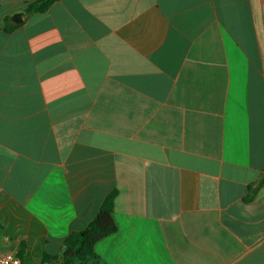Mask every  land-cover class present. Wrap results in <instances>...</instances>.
<instances>
[{
  "label": "crops",
  "instance_id": "0c3cea01",
  "mask_svg": "<svg viewBox=\"0 0 264 264\" xmlns=\"http://www.w3.org/2000/svg\"><path fill=\"white\" fill-rule=\"evenodd\" d=\"M34 1L0 0V253L54 264L112 196L103 264H264V0Z\"/></svg>",
  "mask_w": 264,
  "mask_h": 264
},
{
  "label": "trees",
  "instance_id": "16d2710c",
  "mask_svg": "<svg viewBox=\"0 0 264 264\" xmlns=\"http://www.w3.org/2000/svg\"><path fill=\"white\" fill-rule=\"evenodd\" d=\"M56 0H36L24 8L28 16L45 11ZM15 25L5 27L10 31ZM112 196L107 197L93 220L81 231L72 233L64 241L62 253L55 259L54 264H103L94 251V244L104 236L115 231L112 213Z\"/></svg>",
  "mask_w": 264,
  "mask_h": 264
},
{
  "label": "built area",
  "instance_id": "2783aa9c",
  "mask_svg": "<svg viewBox=\"0 0 264 264\" xmlns=\"http://www.w3.org/2000/svg\"><path fill=\"white\" fill-rule=\"evenodd\" d=\"M0 264H21L20 260L11 253H0Z\"/></svg>",
  "mask_w": 264,
  "mask_h": 264
},
{
  "label": "water",
  "instance_id": "95a60500",
  "mask_svg": "<svg viewBox=\"0 0 264 264\" xmlns=\"http://www.w3.org/2000/svg\"><path fill=\"white\" fill-rule=\"evenodd\" d=\"M12 20L14 23L18 24V23L24 22L25 16L23 13H16L13 15Z\"/></svg>",
  "mask_w": 264,
  "mask_h": 264
}]
</instances>
